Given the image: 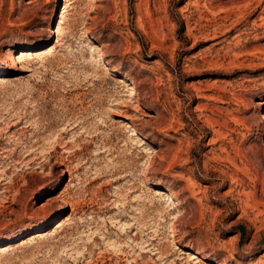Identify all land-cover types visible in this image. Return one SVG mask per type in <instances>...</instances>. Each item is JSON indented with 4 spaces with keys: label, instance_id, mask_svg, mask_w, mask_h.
Here are the masks:
<instances>
[{
    "label": "rangeland",
    "instance_id": "rangeland-1",
    "mask_svg": "<svg viewBox=\"0 0 264 264\" xmlns=\"http://www.w3.org/2000/svg\"><path fill=\"white\" fill-rule=\"evenodd\" d=\"M263 91L264 0H0V264H264Z\"/></svg>",
    "mask_w": 264,
    "mask_h": 264
},
{
    "label": "bare ground",
    "instance_id": "bare-ground-1",
    "mask_svg": "<svg viewBox=\"0 0 264 264\" xmlns=\"http://www.w3.org/2000/svg\"><path fill=\"white\" fill-rule=\"evenodd\" d=\"M94 47H96V46H94ZM96 50V49H95ZM101 56V55H100ZM103 56V55H102ZM13 57V56H12ZM98 57V56H97ZM101 58V57H100ZM95 61H97V60H95ZM123 80L124 79H120V81L121 82H123ZM125 81V80H124ZM128 84V83H127ZM127 86V85H126ZM129 87V86H128ZM137 88V87H136ZM130 89H132V91H131V95H135L136 94V89H135V86H131L130 87ZM127 90H128V88H127ZM262 91V90H261ZM129 92V91H128ZM264 92V91H263ZM263 103H264V101H260V102H258V104H260V105H263ZM122 122V121H121ZM126 124V123H125ZM259 125L260 126H264V113L262 114V116H261V118H260V121H259ZM127 126L129 127V125L127 124ZM131 126V125H130ZM134 126V125H133ZM124 128V127H123ZM126 129V128H125ZM130 129V128H129ZM131 131H132V133L130 134V135H137V133H136V130L135 129H131ZM162 194H164L163 192H162ZM169 198V197H168ZM171 202H172V204H174V201L173 200H171ZM176 202V201H175ZM177 205H180L179 203H177ZM177 205H176V207H177ZM13 227V226H12ZM19 227V226H18ZM17 230V229H16ZM8 231H10V230H8ZM4 232V231H3ZM6 232V231H5ZM13 232V231H12ZM159 252H157L156 254H158ZM182 253L183 254H187L188 255V257L192 260V261H197V260H200V256H199V253H197V252H193V251H190L189 249H187V250H183L182 251ZM155 253H154V255H156ZM162 255H163V252L161 253Z\"/></svg>",
    "mask_w": 264,
    "mask_h": 264
}]
</instances>
